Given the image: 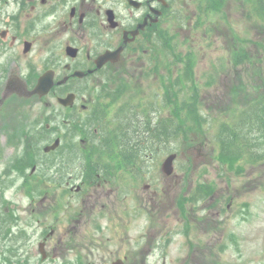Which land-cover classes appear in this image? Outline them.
I'll list each match as a JSON object with an SVG mask.
<instances>
[{"label":"flooded vegetation","instance_id":"obj_1","mask_svg":"<svg viewBox=\"0 0 264 264\" xmlns=\"http://www.w3.org/2000/svg\"><path fill=\"white\" fill-rule=\"evenodd\" d=\"M207 1L0 0V191L18 194L31 185L36 199L48 194L44 198H50L49 210L55 218L54 223L43 225L34 264H215L208 259L210 241L201 245L198 235L197 244L191 241L197 229L188 221L195 222L196 214L194 220L177 210L176 221L183 225L170 224L165 204L160 220L139 205L138 173L140 178L153 173L139 171L140 162L83 160L76 164L59 161L58 148L46 151L57 139L61 144L69 139L81 123L86 127L89 120L100 119L103 102L119 122L127 118L129 99L123 95L134 81L126 75L152 71L155 54L168 51L165 37L171 25L196 18ZM210 1L213 14L215 0ZM192 5L195 12L190 14ZM108 53L111 59L99 66L100 57ZM38 86L50 91L44 96L33 93ZM11 88L17 93L10 95ZM69 95L75 96V103L61 105L60 98ZM59 118L67 124L65 131ZM95 148L84 145L85 153ZM48 185L59 192L50 195ZM145 188L150 190L151 185ZM105 190L110 192L109 202L108 197L102 200L100 191ZM82 191L91 199L96 195L97 201L78 200ZM72 192L76 205L69 203ZM157 194L147 195L154 199ZM138 209L148 215V223L143 224L148 229L143 228L142 235L136 225ZM212 214H217L216 209ZM199 228L203 234L211 233L207 225ZM200 251L207 253L200 256ZM181 253L184 258L177 256Z\"/></svg>","mask_w":264,"mask_h":264},{"label":"rangeland","instance_id":"obj_2","mask_svg":"<svg viewBox=\"0 0 264 264\" xmlns=\"http://www.w3.org/2000/svg\"><path fill=\"white\" fill-rule=\"evenodd\" d=\"M238 2L239 0H235L223 8V16L213 21L216 28L209 37L204 31L206 29L209 33L208 23L205 29L204 26L191 28L196 21L194 17H190L183 25L180 21L171 25L168 37H165L168 40V52L162 55V51H159L153 58V63L159 65V69L163 70L162 73H152L144 78V72L139 70L134 72L135 84L134 82L131 84L132 89L128 87L127 97L131 98L134 94L138 98L146 96L150 100L147 103L150 110L147 117L153 112L154 107L160 110L159 116L172 115L169 117L170 120L172 118L178 120V117L184 116L188 122L183 123V127L176 131L175 139H170L169 142L168 138V142L164 145L159 144L154 147L146 143L143 147L139 138L135 136H132L128 142L133 145L131 141H135V145L130 149L137 148L138 155L142 160H146L140 164V171L153 172L148 177L139 179L138 203L145 211L150 215L156 214L157 219L160 220L165 209L168 208L170 224L180 225H183V222L176 221L179 208L187 209L194 220L196 214L197 220L191 224H195L197 231L194 241H191L197 244V235L200 237L198 240L201 245L210 241L212 254L200 251L199 255L207 253L208 259L211 257L210 261L215 264H222L220 262L230 264L232 261L233 264H264V126L262 125L264 120H260L264 118V22L251 24L241 7H238ZM194 12L195 5H192L189 13ZM258 27L261 29L257 30ZM191 46L194 53H191ZM241 51L247 53L249 60L239 67L232 66L231 58ZM193 58L195 63L191 64ZM166 62L167 65L162 67ZM187 67L194 73H189ZM119 75L125 77L123 73ZM130 77L126 75L128 80ZM162 100L170 105L164 111L161 110L163 105L160 106ZM173 105L179 106L181 108L179 111L182 113L173 114L171 112ZM190 107L198 108L207 120L203 124L197 120L194 123L189 119ZM37 110L38 108L34 113ZM146 110L147 108L142 104H138L136 113H144L145 116ZM107 117L113 120L116 114H109ZM61 123H63L62 119L59 118L58 124ZM66 125L63 123V131L66 130ZM94 126H98L96 122H90L85 128H82L81 124L75 127L74 134L70 135L69 139H65L58 148L57 159L61 162L72 160L76 164L83 160L107 161L109 156L106 152L97 157L93 155L95 153H89L91 156L88 158L84 151L85 144H95L89 137ZM230 126L235 127L239 132L244 129L249 133L248 144L243 142L245 146L242 153L245 159L239 163L242 168L241 173H238L236 168L230 169V166L220 159L223 153H227V148L222 149L221 140L222 143L225 142V147L232 144ZM63 131L57 134L61 136ZM216 136L222 137L221 140L216 141ZM56 137L57 135L54 134L53 141ZM105 139L100 145L111 144L120 147L119 142L117 140L114 142L110 134ZM42 144L44 146L45 143ZM67 145L72 147L68 149ZM166 145L168 151L169 147L170 151L173 148H177L175 151H178L171 177L163 174L161 169L162 161L168 156ZM238 152L240 150H237ZM42 154L50 157L43 151ZM74 182L77 184L78 179ZM149 182H153L151 183L153 186L150 190H146L145 184ZM109 183L111 182L106 184ZM47 189L50 195L59 192V190L53 191L50 185ZM153 191L158 193L154 199L147 195L148 192ZM2 192L0 205L4 214L0 215V264H23V261L28 259L32 264L34 261L37 263L35 250L44 231L43 225L55 222L49 210L50 198H44L47 194L41 195V200L31 197L29 199L25 195L26 191L22 190L18 194L13 191L4 192V189ZM100 192L102 200L108 197L109 202L110 197L107 195L110 192L107 190ZM195 194H198V197L205 195L206 200L202 202L199 198H193ZM74 196L73 193L69 203L76 205L72 201ZM96 197L95 195L91 199L92 196L87 191L77 195L78 200L83 198L85 204L88 201H97ZM54 199L52 204L60 202V198ZM184 200L185 206L182 203ZM197 200L200 201L199 205L196 204ZM66 202L64 198V203ZM202 205L205 206L203 212L200 210ZM211 206L214 208H210ZM214 209L217 214L210 215ZM13 212L17 215L14 219ZM32 212L36 214L32 216ZM39 213H46L41 223L36 222ZM137 214L138 234L142 235L141 230L144 228L143 224L148 223L146 220L148 215L139 209ZM61 218L65 219V215ZM10 224L14 226L13 234L2 232L7 230ZM204 225L208 226L211 233L200 232L199 227ZM219 257H223V260L220 261ZM187 258L190 259V254Z\"/></svg>","mask_w":264,"mask_h":264},{"label":"trees","instance_id":"obj_3","mask_svg":"<svg viewBox=\"0 0 264 264\" xmlns=\"http://www.w3.org/2000/svg\"><path fill=\"white\" fill-rule=\"evenodd\" d=\"M260 120H264V118H261ZM262 125L264 126V123ZM243 131H244V129L239 132L236 130L235 127L232 128L230 126L229 133H230V138H231L230 142L232 143L231 146L225 147V142L222 143V140H221L222 149L227 148V151H226L227 153H223L220 156V159L222 161L224 160V161H227V163H230L232 168L235 167V165L237 163H240L241 161H243L245 159L244 155L242 153L243 146H245L243 142L248 144L249 133H248V131H244V132ZM237 150H240V152L237 153ZM251 159H252V157H251ZM238 167H240V168H238V171L242 172L241 166L239 165Z\"/></svg>","mask_w":264,"mask_h":264},{"label":"water","instance_id":"obj_4","mask_svg":"<svg viewBox=\"0 0 264 264\" xmlns=\"http://www.w3.org/2000/svg\"><path fill=\"white\" fill-rule=\"evenodd\" d=\"M175 158H176V155H171V156L167 159V161H166V163H165V166H164V170H165V172H166L167 174H171V173H172V171H173V166H172V164H173V161H174Z\"/></svg>","mask_w":264,"mask_h":264}]
</instances>
